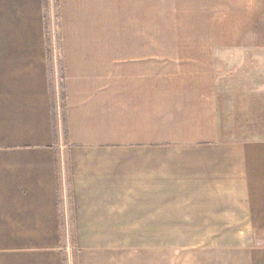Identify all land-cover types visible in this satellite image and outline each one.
<instances>
[{"label":"crops","instance_id":"1","mask_svg":"<svg viewBox=\"0 0 264 264\" xmlns=\"http://www.w3.org/2000/svg\"><path fill=\"white\" fill-rule=\"evenodd\" d=\"M263 51L264 0H0V264H264Z\"/></svg>","mask_w":264,"mask_h":264},{"label":"rangeland","instance_id":"2","mask_svg":"<svg viewBox=\"0 0 264 264\" xmlns=\"http://www.w3.org/2000/svg\"><path fill=\"white\" fill-rule=\"evenodd\" d=\"M58 42L56 43V49H58ZM262 65L258 66L257 73L258 75V82H261L264 88V51L262 53ZM224 61H227L228 65L232 64V67L238 63V58H224ZM60 75V74H59ZM253 75H247V77L252 78ZM230 77V78H229ZM218 78L221 80V87L227 88V83H236L235 76L232 78L231 75L226 73V68L224 67L222 70H218ZM61 79L59 77V93L61 92ZM252 133V134H251ZM249 134V133H248ZM252 137L251 142L248 143V156H249V164H248V173L251 177L252 183H254L255 189L257 190V194H260V198L262 197L264 201V115H262L261 121L257 123V129L255 131L250 132ZM264 208V203H263ZM262 213V212H261ZM260 221L264 223V212L262 216L259 217ZM257 238L260 243H264V229H256ZM74 235L69 233L67 241L64 246V255L65 258L68 260H73L74 254Z\"/></svg>","mask_w":264,"mask_h":264}]
</instances>
